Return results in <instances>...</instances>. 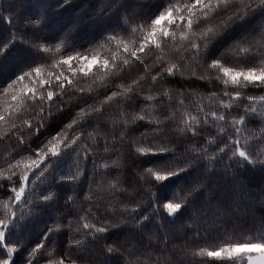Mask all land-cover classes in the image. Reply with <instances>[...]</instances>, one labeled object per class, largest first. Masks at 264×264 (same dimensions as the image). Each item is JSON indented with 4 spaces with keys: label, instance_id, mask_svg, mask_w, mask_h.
<instances>
[{
    "label": "snow or ice",
    "instance_id": "obj_1",
    "mask_svg": "<svg viewBox=\"0 0 264 264\" xmlns=\"http://www.w3.org/2000/svg\"><path fill=\"white\" fill-rule=\"evenodd\" d=\"M257 17L264 18V0H163L150 20L130 23L125 19L122 25L127 30L125 33L109 32L102 40L82 49L69 45L66 40L50 45L29 41L21 35L20 43L25 45L22 63L17 65L13 78L0 86V148L13 138L16 141L15 148L0 152V190H6L5 197L0 198V264H14V254L21 247L20 239L27 230L25 219L33 211L51 207L57 192L70 191L65 185L78 184L85 176L83 166L89 157L93 171L101 172V179L110 175L107 169L121 167L119 157L109 156L98 162L95 155L100 151L108 154L120 150L117 137L112 135L109 139L99 129L105 105L121 109L120 141L125 140L129 128L138 121L152 126L141 132L140 137H131L129 145L132 155L156 157L142 161L148 166L133 177L154 182L143 185L151 203L143 211V198L131 207L129 203L122 204L118 209L120 221L130 219L146 229L148 224L144 222L151 223L156 216L173 224L182 219L193 203L190 197L199 191V184L184 194L165 196L163 201L157 198L153 188L164 191L173 179L179 182L181 175L189 171L191 160L227 158L238 166L255 168L259 164L264 171V95L252 96L243 91L249 87L264 89V25L257 36L251 39L245 36L238 42L234 52L239 58L238 65L209 55L210 47L233 25L239 23L237 32H243ZM6 22L11 24V18ZM22 23H30L35 29L40 21L33 17ZM15 47L16 36H13L7 43H0V56ZM249 57L255 59L249 61ZM197 67H202L203 72H198ZM133 70L137 72L135 78L128 82L120 79L126 71ZM177 76L195 77L209 85L214 80L221 87L206 95L179 92L175 102L171 89L153 90L158 83ZM102 88L111 90L104 92L101 99ZM137 94L145 103L138 112L129 114L122 104L133 100ZM86 96L96 103H88ZM74 100L83 101L75 115L59 131L46 135L33 147L29 143L31 138L39 136L47 121L65 111ZM242 100L247 103H241ZM165 105L167 112L159 113L157 109ZM253 120H258L259 126L249 128ZM91 124L97 127L87 131ZM112 125L113 128L117 125L115 117ZM168 128L172 129L173 136L160 135ZM209 128L215 130L214 134L202 142L197 141L201 130ZM149 133L153 136L151 140ZM177 139L181 143L187 140L184 152L177 151ZM101 140L103 149L99 147ZM69 162L68 170L63 171L62 165ZM120 175L117 173L109 181L105 189L109 196L119 191L132 195L120 183ZM84 198L93 200L91 186ZM103 198L102 195L96 197L97 200ZM73 201L72 195L66 197L69 207ZM95 207L100 205L97 203ZM149 209L154 216L149 215ZM106 210L117 211L115 200L107 202ZM89 215L93 218L97 215L92 205L79 215L75 227L69 220L68 228L76 232L83 229L81 236L95 241L117 226L110 217L94 222ZM62 227L61 223L54 224L40 243L25 249L27 264H39L38 257L45 254L49 257L45 264H66L64 257H55L53 249L44 243L53 231H60ZM82 243L83 239L70 241V245ZM117 251L119 249L112 245L107 248L109 254ZM132 255L129 253V257ZM65 256L71 264H78L67 253ZM191 256V264H264V222L250 233L226 234L223 240L193 249ZM121 264L139 262L126 258Z\"/></svg>",
    "mask_w": 264,
    "mask_h": 264
},
{
    "label": "trees",
    "instance_id": "obj_2",
    "mask_svg": "<svg viewBox=\"0 0 264 264\" xmlns=\"http://www.w3.org/2000/svg\"><path fill=\"white\" fill-rule=\"evenodd\" d=\"M163 0H0V43H7L13 36H16V47L10 49L5 55L0 56V86H3L17 72V65L22 63V48L25 45L20 43L21 35H24L29 41L37 43H47L54 45L60 40H66L69 45H75L77 48H86L103 39V37L113 31L125 33L127 30L122 27L124 20L130 23H139L150 20L159 10ZM40 21L37 28L33 29L30 23L31 18ZM11 18V24L6 21ZM264 25V18L257 17L252 20L247 30L237 32L240 24L233 25L224 36H221L210 47V58L220 57L228 64H239V58L234 54L235 48L239 46L238 42L245 36L250 39L257 36L260 27ZM255 29V31H253ZM222 54V55H221ZM255 57H249V61ZM147 62V61H146ZM155 70V69H154ZM191 71V67L188 68ZM198 72H203L202 67H197ZM137 72H125L120 79L125 82L135 78ZM221 85L212 81L211 85L195 77L182 79L179 76L169 77L162 84L158 83L153 90H163L168 88L172 90L173 101L177 99L179 92H196L200 95L217 90ZM111 89H101L102 94ZM248 95H264V89L249 87L244 89ZM88 103H96L93 98L85 97ZM163 99V97H162ZM83 103L82 100H74L65 111L54 115L50 121H47L46 127L41 130L39 136H33L29 143L36 147L46 135L59 131L75 115V110ZM145 103L139 95L133 96V100L122 104L124 110L129 114L133 111H139L141 105ZM157 103V101H153ZM187 103V101H186ZM241 103H247L242 100ZM115 104V102H113ZM120 107H111L105 105L104 116L101 117L99 129L111 139L112 135L117 137V147L119 151L108 154L100 151L95 153L100 159L119 157L120 168H109V176L101 179V172L93 171L92 158L83 166L85 176L76 185H65L70 191L63 193L57 192L55 200L42 211H33L30 217H27L24 224L27 230L24 231L20 239L21 247L14 254V264H27L26 248H31L41 242V238L47 232L48 228L54 224L61 223L63 227L60 231H53L47 241H44L46 247L53 249L55 257H64L66 264H71L65 253L77 260L78 264H121L126 258H131L139 264H191L193 249L199 248L206 243H213L223 240L226 234H235L237 236L252 232L261 222H264V171L261 165L238 166L234 161L227 158L208 160H191L190 168L187 173L181 175L179 182L173 179L172 183L159 191L153 188L157 198L163 201L165 196L171 198L173 195L184 194L192 186L199 184V191L195 192L190 200L193 201L188 211L182 219L169 223L168 220L156 216L148 223L146 229L143 225L137 226L132 220L120 221L121 216L119 207L124 203H129L130 207L138 199H142L141 211L148 208L151 203L148 194L143 185L154 183L140 180L138 177L133 179L137 172H142L143 168L148 166L142 161L156 159V157H138L131 154V137H140L141 132L152 126L143 121H138L132 125L124 141L119 139V131L122 124L119 123ZM159 113H166L167 106L157 109ZM115 117L117 125L113 128L112 118ZM92 118L89 117V120ZM179 119V114H177ZM107 121V122H105ZM258 120H253L248 127L256 128L259 126ZM97 124H91L87 131H92ZM214 129H202L201 136L197 141H204L205 138L214 134ZM246 134V133H245ZM23 135V133H22ZM160 135L173 136L171 128ZM153 136L149 133V140ZM193 141V143H197ZM167 143L168 141H164ZM179 139L176 140L178 152H184L185 144ZM101 140L99 147L103 149ZM199 146V144H197ZM9 147L15 148L16 141L13 138L8 145L0 148V152H7ZM211 151V146L210 149ZM16 155V153H13ZM191 155V154H190ZM70 162L62 165V170L67 171ZM192 169H195L193 171ZM117 173H120V183L132 195H127L124 191L115 192V196H109L105 191L109 181ZM59 174V173H58ZM4 183H7L6 181ZM44 185L43 187H47ZM91 191L93 200L84 198V193ZM55 191V186L52 187ZM6 190H0V198L5 197ZM114 191V190H113ZM201 193H203L201 195ZM74 197L73 205L69 207L66 203V197ZM103 196V199L97 200V196ZM115 200L117 211L115 213L107 211V202ZM100 207L96 208L95 204ZM89 205L97 213L89 219L94 222L103 221L110 217L114 225L110 230L102 234V238L95 241L91 237L83 238L81 233L72 231L68 228L69 220H72L73 226L79 222L78 217L84 214ZM162 211V210H161ZM149 215L154 213L149 209ZM143 229V231H141ZM19 233V230H17ZM73 239H83L80 245H70ZM112 245L119 251L109 254L107 248ZM44 249H41V253ZM129 253L133 255L129 257ZM39 264H45L49 257L41 255L38 257ZM199 261V257L195 258ZM215 264V262H211Z\"/></svg>",
    "mask_w": 264,
    "mask_h": 264
}]
</instances>
